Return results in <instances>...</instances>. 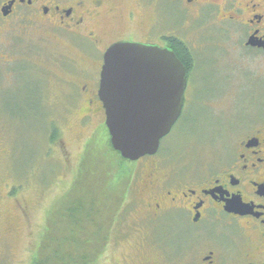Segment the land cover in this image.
Listing matches in <instances>:
<instances>
[{"label":"flooded vegetation","instance_id":"af4514ba","mask_svg":"<svg viewBox=\"0 0 264 264\" xmlns=\"http://www.w3.org/2000/svg\"><path fill=\"white\" fill-rule=\"evenodd\" d=\"M14 14L76 51L64 60L72 75L65 94L86 105L83 118L104 112L103 58L119 41L175 52L187 78L183 108L194 101L187 92L198 70L215 77L223 67L250 75L248 105H264V0H0V19ZM8 53L0 52L5 69L20 58ZM230 122L210 162L164 171L141 161L98 264H264V112Z\"/></svg>","mask_w":264,"mask_h":264},{"label":"rangeland","instance_id":"374dc122","mask_svg":"<svg viewBox=\"0 0 264 264\" xmlns=\"http://www.w3.org/2000/svg\"><path fill=\"white\" fill-rule=\"evenodd\" d=\"M20 17L0 19V52L20 57L6 69L0 60V264L32 263L46 213L73 184L89 142H106L117 168L128 173L131 167L137 178L147 161H159L164 171L210 162L230 132V121L264 112V105H248L250 75L227 73L223 67L205 78L198 70L193 90L187 92L194 101H186L154 158L129 164L111 147L104 112L83 118L86 105L65 94L72 75L64 60L76 51L42 23ZM229 89H235L240 105L229 103L232 93H223ZM53 128L57 136L51 141ZM119 252L110 256L113 263Z\"/></svg>","mask_w":264,"mask_h":264},{"label":"water","instance_id":"95a60500","mask_svg":"<svg viewBox=\"0 0 264 264\" xmlns=\"http://www.w3.org/2000/svg\"><path fill=\"white\" fill-rule=\"evenodd\" d=\"M103 59L98 93L112 148L130 161L154 155L182 114L185 67L170 48L131 41Z\"/></svg>","mask_w":264,"mask_h":264},{"label":"trees","instance_id":"16d2710c","mask_svg":"<svg viewBox=\"0 0 264 264\" xmlns=\"http://www.w3.org/2000/svg\"><path fill=\"white\" fill-rule=\"evenodd\" d=\"M56 136L53 128L49 138L53 141ZM105 145L92 141L85 147L73 184L46 213L45 229L31 264H98L101 260L135 175L131 167L128 173L120 171Z\"/></svg>","mask_w":264,"mask_h":264}]
</instances>
